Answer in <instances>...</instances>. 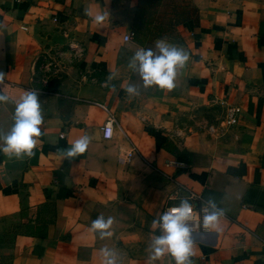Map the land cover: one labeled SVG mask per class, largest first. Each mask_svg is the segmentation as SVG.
<instances>
[{
  "label": "crops",
  "instance_id": "1",
  "mask_svg": "<svg viewBox=\"0 0 264 264\" xmlns=\"http://www.w3.org/2000/svg\"><path fill=\"white\" fill-rule=\"evenodd\" d=\"M189 2L197 23L175 26L180 43L168 39L190 57L176 88L129 100L124 88L139 79L127 64L142 46L122 36L137 0H0V91L9 97L0 103V133L27 90L40 93L44 117L31 158L0 153V264H102L104 247H121L122 264H148L159 235L152 221L189 192L224 209L216 230L193 231L192 264H264V0ZM102 12L109 16L96 24ZM39 57L64 72L46 90L34 83ZM179 99L204 111L220 105L222 115L235 105L239 114L215 138L199 128L179 136ZM108 113L114 135L103 140ZM85 134V153L62 160L58 150ZM130 147L135 154L118 164ZM101 214L115 220L105 239L90 231Z\"/></svg>",
  "mask_w": 264,
  "mask_h": 264
},
{
  "label": "clouds",
  "instance_id": "2",
  "mask_svg": "<svg viewBox=\"0 0 264 264\" xmlns=\"http://www.w3.org/2000/svg\"><path fill=\"white\" fill-rule=\"evenodd\" d=\"M108 12H102L94 17L96 24H102ZM189 54L181 47L169 43L165 38L157 39L154 47H138L130 57L127 67L137 75L139 83H129L124 91L129 100L139 96L141 91L156 88L159 91L171 92L176 88L178 74L189 61ZM115 79L109 75L104 86H108ZM4 83V74L0 73V85ZM116 91L115 86H111ZM39 95L35 90H27L15 102L12 116V126L6 133H0V153L9 159L31 158L39 143L41 125L44 117L41 110ZM9 102V97L0 91V103ZM109 134L111 130L109 129ZM90 143V137L85 134L76 139L65 149H60L62 160H72L85 153ZM203 213L201 227L205 231L216 230L220 219L224 216V209L218 208L213 199H209L201 207ZM194 215V206L189 199L182 198L179 205L169 208L152 221V229L158 230L159 235H153L149 245L148 264H157L168 256L174 264H192L191 258L195 254L192 239L193 228L190 221ZM115 223L113 217L105 218L99 215L90 225V231L100 239L112 235L110 229ZM102 264H119V256L115 249L104 247L100 249Z\"/></svg>",
  "mask_w": 264,
  "mask_h": 264
},
{
  "label": "trees",
  "instance_id": "3",
  "mask_svg": "<svg viewBox=\"0 0 264 264\" xmlns=\"http://www.w3.org/2000/svg\"><path fill=\"white\" fill-rule=\"evenodd\" d=\"M163 0H137L134 19L131 25L132 40L145 48L149 42L155 39H172L180 43L175 26L184 22L197 23V9L188 2L180 5H172L166 10H158ZM160 147L177 154V149L168 140H163Z\"/></svg>",
  "mask_w": 264,
  "mask_h": 264
},
{
  "label": "rangeland",
  "instance_id": "4",
  "mask_svg": "<svg viewBox=\"0 0 264 264\" xmlns=\"http://www.w3.org/2000/svg\"><path fill=\"white\" fill-rule=\"evenodd\" d=\"M176 4L180 5L181 3L189 2V0H163L161 5L158 7V10L168 9V5ZM154 47V43H147L145 49ZM56 65V60L51 57H39L37 60V70L35 72V85L39 90H46L51 87H54V80L59 77L64 76V72L61 69H58ZM179 98L181 97V92L179 90ZM234 124H226L224 122V116L221 113L220 105L217 107H211L210 110L204 111L198 108L188 107L183 101L179 99V109L178 116L176 119V131L177 135L185 133L190 129L199 128L204 130L208 136L216 137L219 133H223L226 129L231 128ZM215 136V137H214ZM154 206V205H153ZM153 208V207H152ZM156 219V217H155ZM119 256V264H122L123 251L122 248H115ZM124 250V249H123Z\"/></svg>",
  "mask_w": 264,
  "mask_h": 264
},
{
  "label": "built area",
  "instance_id": "5",
  "mask_svg": "<svg viewBox=\"0 0 264 264\" xmlns=\"http://www.w3.org/2000/svg\"><path fill=\"white\" fill-rule=\"evenodd\" d=\"M54 20V19H53ZM132 32L128 31L123 34L122 40L124 42H130L132 40ZM70 49H73L75 52V56H79L81 53V49L77 45H70ZM239 114V107L235 105H226L224 108V122L226 124L233 123L236 119V117ZM114 118L113 116L108 113L102 124L100 125V135L103 140H109L113 137L114 135ZM109 129L111 130V134H109ZM136 150L133 147H130L128 150L117 154L116 156V161L118 164L124 165L129 162L130 158L132 157L133 154H135ZM187 198L191 200V203L194 206V215L193 218L190 221V226L193 228V231H205L202 229L201 224H202V217L203 213L201 212V207L206 203V201L201 200L197 195L194 193L189 192L187 194ZM179 205L178 202H172L169 204L164 205L161 208V211L159 213L162 214L163 212L167 211L169 208H174Z\"/></svg>",
  "mask_w": 264,
  "mask_h": 264
}]
</instances>
